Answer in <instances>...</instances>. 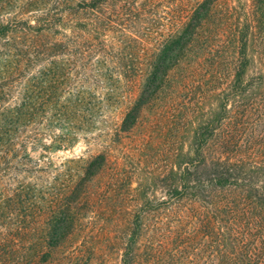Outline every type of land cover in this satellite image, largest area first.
Masks as SVG:
<instances>
[{"label":"trees","instance_id":"1","mask_svg":"<svg viewBox=\"0 0 264 264\" xmlns=\"http://www.w3.org/2000/svg\"><path fill=\"white\" fill-rule=\"evenodd\" d=\"M15 1L0 0V43L5 45L0 50V264L23 250L31 251L36 264H43L74 229L76 205L106 162L105 154L99 153L83 163L67 159L57 168L49 154L72 147L97 124L100 106L112 93L107 87L98 94L90 81L112 87L120 81L106 57L121 40H106L105 31L115 29L123 12L138 11V4L136 0H22L17 12L6 11L16 8ZM217 1H193L176 30L163 40L135 101L123 114L120 132L136 124L168 71L200 35L210 32ZM252 2L254 26L245 25L236 33L229 94L220 98L218 106L219 113L233 114V131L220 140L219 148L225 151L231 145L238 158L216 160L212 183L235 193L217 201L211 216L208 213L201 221L217 245L220 264H264V0ZM80 14L86 15L85 20L69 22V16ZM257 56L263 64L254 82L257 101L252 97L241 107L239 99L246 97L247 90L240 88ZM253 80L251 76V84ZM245 113V119L250 115L252 119L241 143L238 133ZM52 170L54 177L46 180ZM132 223L135 237L138 215ZM130 251L129 246L122 264H128ZM25 263L17 257L10 264Z\"/></svg>","mask_w":264,"mask_h":264},{"label":"rangeland","instance_id":"2","mask_svg":"<svg viewBox=\"0 0 264 264\" xmlns=\"http://www.w3.org/2000/svg\"><path fill=\"white\" fill-rule=\"evenodd\" d=\"M193 1L136 0L138 11L123 12L117 16L115 29L105 31L106 40H121L106 57L120 81L114 87L90 81L89 86L98 94L107 87L112 93L100 106L97 124L72 147L60 148L49 156L57 168L67 159L83 163L99 153L105 154L106 162L76 205L74 229L43 264H122L129 246L128 264H220L217 245L202 229L201 221L208 213L211 216L217 201L235 193L212 183L216 160L238 158L231 145L225 151L219 148L220 140L233 131V114L219 113L218 106L220 98L229 94L236 33L245 25L254 26L252 0H218L210 32L200 35L187 55L168 71L164 85L141 110L136 124L127 132L118 130L152 58L185 18ZM14 3L16 8L7 7L6 11L17 12L22 0ZM85 18L80 14L68 20ZM4 48L0 43V50ZM259 58L255 57L253 69L240 88L247 90L246 97L239 99L241 107L252 97L257 101L258 84L254 82L263 65ZM246 116L241 117L244 126L238 133L241 143L252 119ZM54 175L52 170L45 179ZM135 215L140 228L134 237ZM17 257L25 264H36L29 250L12 254L7 264Z\"/></svg>","mask_w":264,"mask_h":264}]
</instances>
